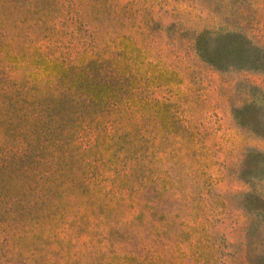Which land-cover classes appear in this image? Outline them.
Returning a JSON list of instances; mask_svg holds the SVG:
<instances>
[{"label": "rangeland", "instance_id": "1", "mask_svg": "<svg viewBox=\"0 0 264 264\" xmlns=\"http://www.w3.org/2000/svg\"><path fill=\"white\" fill-rule=\"evenodd\" d=\"M0 264H264V0H0Z\"/></svg>", "mask_w": 264, "mask_h": 264}, {"label": "trees", "instance_id": "2", "mask_svg": "<svg viewBox=\"0 0 264 264\" xmlns=\"http://www.w3.org/2000/svg\"><path fill=\"white\" fill-rule=\"evenodd\" d=\"M89 64H92L93 61H89ZM74 69V65L69 66L67 70L71 72V70ZM77 72H71L73 73L72 78L68 80L63 87H61L57 94L53 97V103L55 104V108L58 111L56 113V117L63 118L65 116L71 117L72 115H78L80 113H84L86 108L89 107L92 103H94L96 100L100 99V97H97V93L95 94V97L93 96V93H90L88 91L89 87L92 85V82L94 81V76L90 77V74H87L85 70V65H78L77 66ZM96 75V74H95ZM113 84L115 81L111 78ZM101 83V85H103ZM106 84V83H105ZM112 84V85H113ZM106 100L108 96L103 95L101 99ZM51 100V98H50ZM52 102V101H51ZM48 111L50 109V105H46ZM54 116V114H53ZM55 125L53 126L56 130V128H64L71 130V125L65 126V124H61V120L56 121ZM24 157H28V153L30 150V147H25L24 149Z\"/></svg>", "mask_w": 264, "mask_h": 264}]
</instances>
